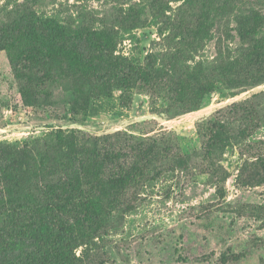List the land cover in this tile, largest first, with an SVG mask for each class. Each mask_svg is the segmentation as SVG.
I'll return each mask as SVG.
<instances>
[{
	"label": "trees",
	"instance_id": "obj_1",
	"mask_svg": "<svg viewBox=\"0 0 264 264\" xmlns=\"http://www.w3.org/2000/svg\"><path fill=\"white\" fill-rule=\"evenodd\" d=\"M173 2L180 4L173 8ZM123 13L127 30L155 24L167 49L137 65L114 55L116 40L107 30L70 18L31 17L22 5L8 10L0 20V50H7L14 64L24 104L36 105L69 85L76 114L96 92L112 96L116 89L123 90L122 104L130 106L136 88L165 96L166 111L177 115L199 109L218 84L237 90L264 83V9L253 0H149L142 9ZM215 39L220 48L238 41L237 54L191 66L190 59ZM1 111L0 105V125ZM262 126L264 91L200 123L202 147L192 153L179 151L169 133L99 136L56 129L34 144L0 142V264H106V237L116 213L124 218L135 211L147 186L164 174L197 169L224 199L231 172L222 159L232 146H243L242 154L249 155L237 184L263 186L264 150L248 142ZM247 213L264 224V205L238 209ZM246 255L224 253L220 263Z\"/></svg>",
	"mask_w": 264,
	"mask_h": 264
},
{
	"label": "rangeland",
	"instance_id": "obj_2",
	"mask_svg": "<svg viewBox=\"0 0 264 264\" xmlns=\"http://www.w3.org/2000/svg\"><path fill=\"white\" fill-rule=\"evenodd\" d=\"M264 9V0H253ZM149 0H0V20L8 10L22 5L29 16L70 18L76 23L85 21L96 29L110 32L116 40L114 55L145 65L147 57L167 49L164 36L155 24L125 29L124 11L133 7L140 10ZM180 2L171 3L177 8ZM170 11L169 14H172ZM2 24V22L0 21ZM0 24V25H1ZM240 43L232 41L223 48L216 39L196 53L191 66L212 63L218 56H234ZM91 87V85H90ZM264 91V83L253 87L231 90L218 84L206 95L197 110L170 114L169 102L163 95L150 96L140 89L131 90L133 102L122 104V89L113 95L96 92L87 109L74 114V94L69 85L52 90V96L41 97L39 103L26 106L20 82L7 50H0V105L3 121L0 142L24 145L34 144L56 129L84 131L92 135H105L126 131L136 136L173 134V144L183 153H192L202 147L198 125L214 113L234 102H239ZM255 150H264V126L250 137ZM243 146L227 148L222 163L231 172L226 182V197L220 199L216 187L206 174L197 169L177 175L164 174L150 183L144 191L145 200L124 218L116 213V224L106 237L109 261L106 264H221L224 253L246 256L226 264H264V224L250 214H238L245 204L264 205V185L241 187L236 175L249 155H243ZM219 205L212 212H204L209 205ZM261 242V241H260ZM81 248L77 250L80 255Z\"/></svg>",
	"mask_w": 264,
	"mask_h": 264
}]
</instances>
